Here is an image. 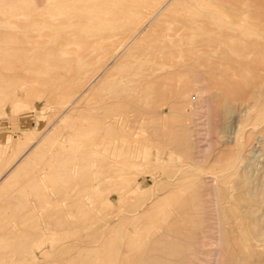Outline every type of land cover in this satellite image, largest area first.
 <instances>
[{"label":"rangeland","instance_id":"374dc122","mask_svg":"<svg viewBox=\"0 0 264 264\" xmlns=\"http://www.w3.org/2000/svg\"><path fill=\"white\" fill-rule=\"evenodd\" d=\"M62 1L0 0V264H264V0L199 27L183 60L155 62L160 78L113 111L96 108L102 74L82 88L94 64L139 24L156 37L186 5L168 0L151 22L137 14L73 94L42 97L34 86L58 40L50 15L81 0Z\"/></svg>","mask_w":264,"mask_h":264},{"label":"bare ground","instance_id":"6f19581e","mask_svg":"<svg viewBox=\"0 0 264 264\" xmlns=\"http://www.w3.org/2000/svg\"><path fill=\"white\" fill-rule=\"evenodd\" d=\"M113 1H115V0H112L111 2L108 0H81V1H79L80 2L79 5H76V7H74V8L70 7V5H72V3L71 4L68 3L69 6H64L65 4H61V6H59V5L57 6V4H56V6H55L56 10L54 11L55 13L50 15L51 24L49 25V27L56 32V36L58 37V40H57L56 46H53V47H55L54 50L52 49V51L48 52L46 57H45L47 59V61H45V60L44 61L47 63V67L45 68L44 71H42L40 73L41 77L44 79V81H43L44 83L42 82L43 85H42V83L37 84L38 82H36V84L34 86V87H36V85H37L38 91L40 90L39 92L37 91L38 96H42V97L49 96V97L58 98V97L66 96V95H71L75 91L76 83L83 81L86 78L87 74L89 75V77L92 75V77L87 82L86 86L84 85V86H82V88L90 87V89H91V86L93 85V83L96 81V79L100 78L99 76H100V74H102L103 77L100 78L101 81L100 80L97 81V83L98 82H100V83H98V84L95 83V84H96V86L100 85V88H102V90L104 89V86H105L106 87L105 93L107 92V95L104 94L105 96L102 99L100 98L101 101L97 102L96 108H99L103 111H106V110L113 111V110L120 109L121 106H120V104H118L119 102L117 101L120 96H122V98H124L123 96L126 95V93H130L129 90L131 91V89L136 88L133 86H135L136 84L141 82L143 79L145 80L148 78H153L156 80V79L160 78V72L162 69L160 67L154 68L157 65L156 63H159L160 59H162L163 61L165 60V62H167V61L171 62V64H173V62L175 63V61H177V60L178 61L183 60L184 57L182 55V52L184 51L185 48H187V47L190 48V46L194 44V40L198 36H200V33H199L200 30L203 32V29H205V27H209L208 28V30H209L211 27L210 24L213 21H215L216 23L220 22V20H222V19L223 20L224 19L225 20H228V19L232 20L233 19L234 21L235 20L240 21L241 17L244 14H246L243 10V6L245 4V2H243V0H183L182 4H185L187 8L184 5V7H185L183 9L184 11L182 10V12L178 11V12L172 14L171 17L169 18L170 20L169 19H167L166 21L162 20V23L160 21V25L157 23L159 25L156 27V28H158L157 31H156V29L152 31L154 34L156 33V35H155L156 37H151L152 36L151 32H150L151 36L148 33H146L147 35H149V37H146V36H144V37L146 39L148 38V42H150L149 41L150 37H151L150 40H152V38H154L148 44V46H146V47L144 45L142 46L145 38L142 36H139V35H142V31H143L145 24L144 23H143L144 25L139 24L140 23V21H139V23H138L139 26L138 25L135 26L134 30L130 32L131 33L130 36H128L127 39H123L122 42L120 41L121 44L118 45V47H116V49L114 48L115 50L112 48L114 50V52H111L112 53L111 56L107 60L104 59L106 61H104L100 67H98L99 66L98 65L99 63H98L97 67H96V69L97 68L98 69L96 71H94V67L96 64H94V67H93V65L91 63H93V61L98 57L101 60L102 58H100V57H102V56H100L99 53H101L105 49L108 50V48L113 47V40L117 36H119V32L122 31L125 24H128V23L132 24L137 19L136 18L137 14L142 15L144 13V11L149 12V15L147 14L148 16L144 15V17L146 16L149 19L145 18V20H142V21L144 22V21H146V19H148V22H151L150 21L151 17H153L155 14H157L158 11H160V9L163 8L165 3H166V5H168V0H161L156 6H153L152 2L156 3L157 0H129V1L126 0V3L125 2H119L120 0H118L117 2H113ZM64 2L65 1L63 0L62 3H64ZM66 2H68V1H66ZM69 2H70V0H69ZM73 2H74V0H73ZM176 2H177V0L174 1V3H176ZM76 3H78V2H76ZM106 5H107V7H106ZM175 7H176V5H175ZM164 9L165 8H163V10ZM167 11L168 10H166V13L168 14ZM169 15H170V13H169ZM160 16H162V15H160ZM160 18L162 19V17H160ZM160 18H159V20H160ZM166 18H164V19H166ZM148 22H147V24H148ZM226 22H228V21H226ZM153 23H155V22H153ZM202 25H205V27L203 29L202 28L199 29V27H201ZM216 25L219 26L218 27L219 29H222L224 24L223 25L216 24ZM232 25L235 26L236 23H232ZM47 26H48V24H47ZM154 26H155V24H154ZM154 31H156V32H154ZM127 32H128V29H127ZM120 33L122 34V32H120ZM211 33H214V32L211 31ZM211 33H210V35H211ZM214 35H217L216 30H215ZM137 36L140 37L138 40L136 39ZM217 36H220V34ZM117 38H119V37H117ZM218 38L216 39V41L218 40ZM121 39H122V36H121ZM134 39H136L135 40L136 43L133 44L134 47L132 48L130 54L127 53L125 55V53H124L122 55V53H121V57L123 56V58L118 62V64L114 68L112 67V69L108 68L110 62L113 61L120 54L121 51L123 52V49L125 50V48L130 44V42H132V41L134 42ZM200 39H202V38H200ZM223 42L224 41H222L221 44H223ZM199 44L202 46L205 44L207 45L209 43L205 40H202ZM140 45L143 48L139 47ZM201 48H203V46ZM128 49L130 50V48H128ZM107 50H105L104 52H106L107 57H108ZM102 61H103V59H102ZM116 61H117V59H116ZM114 62H113V64H114ZM90 64L92 65V67H93L92 71L94 72V74L91 73V75L89 73V72H91V71H89L90 70L89 68L91 67V66H89ZM151 64H153V65L150 66ZM86 67H88L89 70L88 69L86 70ZM92 67H91V69H92ZM170 67H172V66L170 65ZM115 72L117 73L116 75H114ZM113 75L115 77H114V80H111L112 83L110 84V82H107V81L110 78H112ZM169 77L171 78V76H169ZM161 78H162V76H161ZM40 81H41V79H40ZM86 81H87V78H86ZM151 81H153V80H151ZM148 83H149V81H148ZM103 84H104V86H103ZM141 84H143V83H141ZM82 85H83V82H82ZM101 85L103 87H101ZM106 85L107 86L109 85V86L107 87ZM96 86H94V87L97 89ZM151 87L153 88V86H151ZM81 90L82 89L76 91L75 94L81 93L82 92ZM143 91H146V88L143 89ZM155 91H157V90H155ZM29 92H31V91H29ZM29 92L24 93L22 96H24V98L28 97L29 94H31ZM150 92H151V90H150ZM102 93H104V92H102ZM102 93L100 94V96H102ZM115 93L117 94V96L111 95V94L115 95ZM75 94L73 95V97L76 96ZM91 94H93V91H92V93H90V98L93 96ZM34 95H36V93ZM70 97H72V96H70ZM97 97H98V94H97ZM125 97H128V96H125ZM97 100H99V99H97ZM68 101H69V99H68ZM76 101H78V100H76ZM94 102H92V103H94ZM132 104L135 105V103H132ZM91 108H92V106H91ZM96 111H97V109H96ZM97 113H99V112H97ZM100 113H101V111H100ZM127 113H125V114H127ZM115 116H117V115H115ZM125 117H127V115ZM118 118L115 117V119H118ZM128 120L130 121L129 118H128ZM97 121H99V120H97ZM129 121H128V123H129ZM130 123H131V121H130ZM119 125H126V121H120V120L119 121H113V120L107 119L103 123V126L106 128L111 127V126H113V127L117 126L118 127ZM128 126L129 125H127V127ZM101 127H102V125H101ZM197 144H199V143H197ZM143 147H144V145H143ZM44 177L45 176H43V174L40 176L41 181L44 179ZM5 180L7 182V179H5ZM8 180H9V178H8ZM3 184H4V182H3ZM44 189H45V187H44ZM247 211H248V209H247ZM194 257H195V255H194Z\"/></svg>","mask_w":264,"mask_h":264}]
</instances>
